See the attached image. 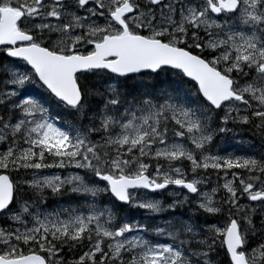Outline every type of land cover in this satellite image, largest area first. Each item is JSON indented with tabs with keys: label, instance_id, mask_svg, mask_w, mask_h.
<instances>
[{
	"label": "snow or ice",
	"instance_id": "1",
	"mask_svg": "<svg viewBox=\"0 0 264 264\" xmlns=\"http://www.w3.org/2000/svg\"><path fill=\"white\" fill-rule=\"evenodd\" d=\"M0 264H264V0H0Z\"/></svg>",
	"mask_w": 264,
	"mask_h": 264
}]
</instances>
